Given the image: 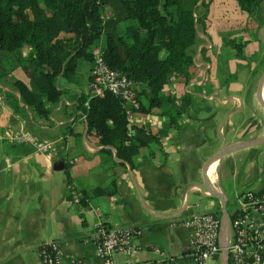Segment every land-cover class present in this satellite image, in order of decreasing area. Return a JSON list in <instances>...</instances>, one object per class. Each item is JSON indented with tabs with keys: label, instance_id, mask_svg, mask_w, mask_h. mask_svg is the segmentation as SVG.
<instances>
[{
	"label": "crops",
	"instance_id": "1",
	"mask_svg": "<svg viewBox=\"0 0 264 264\" xmlns=\"http://www.w3.org/2000/svg\"><path fill=\"white\" fill-rule=\"evenodd\" d=\"M199 36L189 81L172 75L163 88L166 108L189 94L188 105L175 110L176 123H168L159 105L128 114L130 124L157 134L138 147L132 163L117 157L114 145L97 141L77 107V95L89 93L92 60L80 58L71 80L59 78L63 91L57 101L45 100L51 107L46 117L20 100L16 105L15 87H2L0 264H38V245L50 238L59 241L65 256L100 262L91 240L98 218L107 226L140 228L134 255L112 254L119 264L146 259L191 264L190 228L179 218L205 209L228 222L239 193L264 190V104L257 98L255 63H239L233 53L220 63L212 41L205 45L208 38L201 31ZM84 59L89 63H80ZM15 69L13 77L28 85L23 70ZM9 124L55 139L56 154L9 141L3 137ZM112 180L113 192L92 191ZM71 187L79 191L81 206L70 200Z\"/></svg>",
	"mask_w": 264,
	"mask_h": 264
},
{
	"label": "trees",
	"instance_id": "2",
	"mask_svg": "<svg viewBox=\"0 0 264 264\" xmlns=\"http://www.w3.org/2000/svg\"><path fill=\"white\" fill-rule=\"evenodd\" d=\"M198 1L0 0V62L11 59L9 68L19 66L28 78V85L19 78L10 79L19 92L13 96L16 105L20 100L34 113L48 116L51 107L44 102L60 98L59 78L71 80L79 59L92 60L91 50L99 45L108 65L134 81L140 110L159 105L169 115L168 123L175 124V110L185 108L190 97L185 92L179 105L166 108L163 88L172 75L187 83L195 67L194 55L201 41L198 23L203 22L208 4ZM235 1L240 10L254 11L256 0ZM200 4L205 8L197 15ZM225 42L237 57H243L245 39L228 37ZM76 99L88 131L95 133L100 144L114 145L116 156L129 163L139 146L157 138L142 125L130 124L121 100L111 92L103 96L80 93ZM114 189L112 180L92 191L102 194ZM228 214L231 219L233 209Z\"/></svg>",
	"mask_w": 264,
	"mask_h": 264
},
{
	"label": "built area",
	"instance_id": "3",
	"mask_svg": "<svg viewBox=\"0 0 264 264\" xmlns=\"http://www.w3.org/2000/svg\"><path fill=\"white\" fill-rule=\"evenodd\" d=\"M91 51L93 64L88 80L89 93L103 96L111 92L119 97L128 114L139 110L140 95L132 78L109 66L99 45L93 46ZM5 104V97L0 94V106L5 107ZM3 137L9 141L29 144L34 150L46 155L51 156L57 152L55 139L39 137L23 125H6ZM70 200L82 205L80 193L75 187L70 188ZM95 209L99 212L98 206ZM232 209L234 215L231 219L229 217L225 233L228 264H264V190L242 191ZM179 223L190 228L188 255L191 264H208L210 258L220 256L223 250L220 244L221 220L215 212L196 210L179 218ZM139 232V227L107 226L98 218L91 240L100 262L75 255L65 256L59 241L50 238L38 245V264H119L112 254L121 252L127 257L134 255L140 249L136 242ZM132 264H163V260H134Z\"/></svg>",
	"mask_w": 264,
	"mask_h": 264
},
{
	"label": "rangeland",
	"instance_id": "4",
	"mask_svg": "<svg viewBox=\"0 0 264 264\" xmlns=\"http://www.w3.org/2000/svg\"><path fill=\"white\" fill-rule=\"evenodd\" d=\"M208 2L203 22L198 23L199 30L203 33V38L207 37L213 43L214 56L218 62L229 61L227 58L236 57L239 63H255L253 76L255 84H259L260 77L264 71V0H256L254 11L249 13L242 11L236 4L235 0H206ZM200 0L198 1V3ZM205 6H197L196 14H202ZM233 37L236 40L245 39L246 44L243 46V57L235 55V49L226 44L225 40ZM210 38V39H209ZM201 45L199 48L203 51ZM26 50V47L23 51ZM0 92H3V86H10V80L18 74L16 69H10L11 59H4L0 62ZM80 63L87 64L88 60H82ZM14 88L13 86H11ZM264 90V80H263ZM143 98V96H142ZM259 100V97H257ZM1 108V107H0ZM222 253L218 258H210L208 264H222Z\"/></svg>",
	"mask_w": 264,
	"mask_h": 264
},
{
	"label": "water",
	"instance_id": "5",
	"mask_svg": "<svg viewBox=\"0 0 264 264\" xmlns=\"http://www.w3.org/2000/svg\"><path fill=\"white\" fill-rule=\"evenodd\" d=\"M263 80H264V71L260 77L257 94L259 97V100L262 104H264V90H263ZM222 152H219L215 155V158L218 157ZM227 231V222L225 220L221 221L220 225V244L223 247L222 250V264H228V252L225 248V233Z\"/></svg>",
	"mask_w": 264,
	"mask_h": 264
}]
</instances>
